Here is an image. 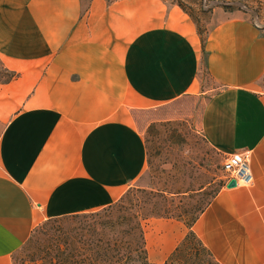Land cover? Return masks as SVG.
<instances>
[{
    "label": "crops",
    "instance_id": "1",
    "mask_svg": "<svg viewBox=\"0 0 264 264\" xmlns=\"http://www.w3.org/2000/svg\"><path fill=\"white\" fill-rule=\"evenodd\" d=\"M221 18L203 51L163 0H0V63L16 74L0 80V264L47 219L119 200L148 166L135 113L187 96L204 97L209 145L248 154L254 177L192 229L220 264H264V35Z\"/></svg>",
    "mask_w": 264,
    "mask_h": 264
},
{
    "label": "rangeland",
    "instance_id": "2",
    "mask_svg": "<svg viewBox=\"0 0 264 264\" xmlns=\"http://www.w3.org/2000/svg\"><path fill=\"white\" fill-rule=\"evenodd\" d=\"M163 1L169 6L184 9L198 34L209 32L225 13L246 18L264 35V0ZM262 88L264 91V79ZM203 103L204 97L187 96L135 113L137 127L146 142L148 166L144 175L128 190L158 189L174 193L170 195L172 207L177 215L184 216L183 219H187L198 205L226 187L224 163L228 156L213 148L204 138L200 126ZM77 227L79 222L72 219H61L53 227L48 224L36 249L30 254L22 249L17 254L16 264L41 263L54 250L51 249ZM145 231L150 261L163 264L171 253L163 250L170 233L186 235L189 229L181 221L152 219Z\"/></svg>",
    "mask_w": 264,
    "mask_h": 264
},
{
    "label": "trees",
    "instance_id": "3",
    "mask_svg": "<svg viewBox=\"0 0 264 264\" xmlns=\"http://www.w3.org/2000/svg\"><path fill=\"white\" fill-rule=\"evenodd\" d=\"M199 35L204 51L208 32ZM1 69L5 75H0L1 81L16 77L2 66ZM171 194L174 193L158 189L128 190L119 200L100 210L47 219L33 230L28 241L13 255V264L22 249L28 254L36 249L48 224L56 226L61 219L77 221L79 227L54 246L45 260L34 264H153L149 259L145 231L152 219L181 221L189 229L163 264H220L192 229L218 193L198 205L187 219L175 213Z\"/></svg>",
    "mask_w": 264,
    "mask_h": 264
},
{
    "label": "built area",
    "instance_id": "4",
    "mask_svg": "<svg viewBox=\"0 0 264 264\" xmlns=\"http://www.w3.org/2000/svg\"><path fill=\"white\" fill-rule=\"evenodd\" d=\"M226 185L235 180L236 187H251L254 181L249 155L234 154L224 163Z\"/></svg>",
    "mask_w": 264,
    "mask_h": 264
},
{
    "label": "water",
    "instance_id": "5",
    "mask_svg": "<svg viewBox=\"0 0 264 264\" xmlns=\"http://www.w3.org/2000/svg\"><path fill=\"white\" fill-rule=\"evenodd\" d=\"M226 187L227 188H235L236 187V182H235V180H232L230 183H228L227 185H226Z\"/></svg>",
    "mask_w": 264,
    "mask_h": 264
}]
</instances>
